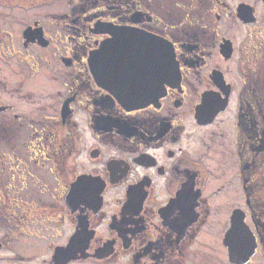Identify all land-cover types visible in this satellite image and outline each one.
Wrapping results in <instances>:
<instances>
[{"label":"flooded vegetation","instance_id":"af4514ba","mask_svg":"<svg viewBox=\"0 0 264 264\" xmlns=\"http://www.w3.org/2000/svg\"><path fill=\"white\" fill-rule=\"evenodd\" d=\"M60 1L0 0V264H264V0Z\"/></svg>","mask_w":264,"mask_h":264},{"label":"rangeland","instance_id":"374dc122","mask_svg":"<svg viewBox=\"0 0 264 264\" xmlns=\"http://www.w3.org/2000/svg\"><path fill=\"white\" fill-rule=\"evenodd\" d=\"M66 4L67 2L64 1V0H61L60 2H55V4L51 7L49 5H46L44 7L45 10H49V9H52L53 10H60V11H63L65 8H66Z\"/></svg>","mask_w":264,"mask_h":264},{"label":"water","instance_id":"95a60500","mask_svg":"<svg viewBox=\"0 0 264 264\" xmlns=\"http://www.w3.org/2000/svg\"><path fill=\"white\" fill-rule=\"evenodd\" d=\"M159 41H161V42H164V43H165V40H162V39H160V38H159Z\"/></svg>","mask_w":264,"mask_h":264}]
</instances>
